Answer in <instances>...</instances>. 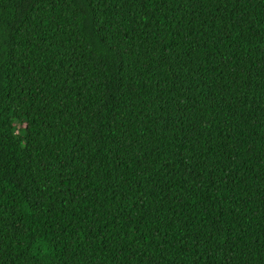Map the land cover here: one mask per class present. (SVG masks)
I'll list each match as a JSON object with an SVG mask.
<instances>
[{
    "label": "trees",
    "instance_id": "trees-1",
    "mask_svg": "<svg viewBox=\"0 0 264 264\" xmlns=\"http://www.w3.org/2000/svg\"><path fill=\"white\" fill-rule=\"evenodd\" d=\"M0 264H264V0H0Z\"/></svg>",
    "mask_w": 264,
    "mask_h": 264
}]
</instances>
